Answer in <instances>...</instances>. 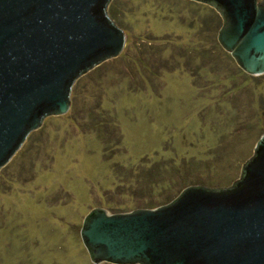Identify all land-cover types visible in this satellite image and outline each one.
Instances as JSON below:
<instances>
[{"label": "rangeland", "instance_id": "obj_1", "mask_svg": "<svg viewBox=\"0 0 264 264\" xmlns=\"http://www.w3.org/2000/svg\"><path fill=\"white\" fill-rule=\"evenodd\" d=\"M109 17L127 33L122 51L76 79L68 111L0 168V264H91L79 233L91 209L227 187L264 132V73L220 46L214 7L113 0Z\"/></svg>", "mask_w": 264, "mask_h": 264}, {"label": "water", "instance_id": "obj_2", "mask_svg": "<svg viewBox=\"0 0 264 264\" xmlns=\"http://www.w3.org/2000/svg\"><path fill=\"white\" fill-rule=\"evenodd\" d=\"M113 0H0V168L45 117L70 106L76 79L126 44ZM219 13L217 41L264 73V0H195ZM80 237L91 264H264V133L227 187L190 185L168 203L91 209Z\"/></svg>", "mask_w": 264, "mask_h": 264}, {"label": "trees", "instance_id": "obj_3", "mask_svg": "<svg viewBox=\"0 0 264 264\" xmlns=\"http://www.w3.org/2000/svg\"><path fill=\"white\" fill-rule=\"evenodd\" d=\"M264 133V132H263Z\"/></svg>", "mask_w": 264, "mask_h": 264}]
</instances>
